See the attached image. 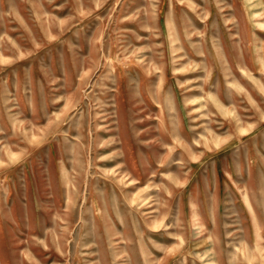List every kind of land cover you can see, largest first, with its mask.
<instances>
[{
	"label": "rangeland",
	"instance_id": "1",
	"mask_svg": "<svg viewBox=\"0 0 264 264\" xmlns=\"http://www.w3.org/2000/svg\"><path fill=\"white\" fill-rule=\"evenodd\" d=\"M0 264H264V0H0Z\"/></svg>",
	"mask_w": 264,
	"mask_h": 264
},
{
	"label": "bare ground",
	"instance_id": "2",
	"mask_svg": "<svg viewBox=\"0 0 264 264\" xmlns=\"http://www.w3.org/2000/svg\"><path fill=\"white\" fill-rule=\"evenodd\" d=\"M114 174L119 176L121 182L119 184H121L126 190H131L134 187L136 181L130 178H126L125 177L126 175L124 174V171L122 169L118 171L117 170L113 171L112 175ZM141 200H144L143 201L144 203L148 202L147 199L144 198H142Z\"/></svg>",
	"mask_w": 264,
	"mask_h": 264
}]
</instances>
